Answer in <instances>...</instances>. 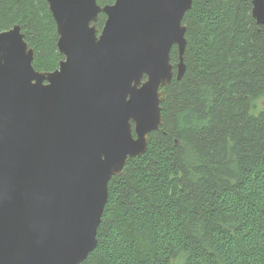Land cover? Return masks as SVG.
Returning a JSON list of instances; mask_svg holds the SVG:
<instances>
[{"label":"water","instance_id":"95a60500","mask_svg":"<svg viewBox=\"0 0 264 264\" xmlns=\"http://www.w3.org/2000/svg\"><path fill=\"white\" fill-rule=\"evenodd\" d=\"M47 1L65 57L55 71L34 67L20 25L0 31V264L88 258L112 177L147 151L164 88L186 70L193 0ZM252 3L264 25V0Z\"/></svg>","mask_w":264,"mask_h":264},{"label":"trees","instance_id":"16d2710c","mask_svg":"<svg viewBox=\"0 0 264 264\" xmlns=\"http://www.w3.org/2000/svg\"><path fill=\"white\" fill-rule=\"evenodd\" d=\"M183 22L185 73L164 88L147 151L112 177L98 244L81 264H264V25L252 0H193ZM15 25L34 67L58 69L48 1L0 0V31Z\"/></svg>","mask_w":264,"mask_h":264}]
</instances>
